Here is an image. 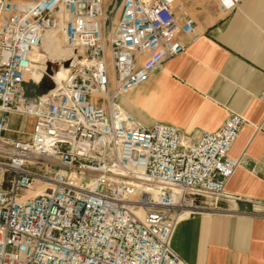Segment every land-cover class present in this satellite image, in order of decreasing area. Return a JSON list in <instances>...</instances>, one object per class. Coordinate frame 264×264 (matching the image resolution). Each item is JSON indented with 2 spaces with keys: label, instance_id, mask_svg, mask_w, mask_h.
I'll return each instance as SVG.
<instances>
[{
  "label": "built area",
  "instance_id": "1",
  "mask_svg": "<svg viewBox=\"0 0 264 264\" xmlns=\"http://www.w3.org/2000/svg\"><path fill=\"white\" fill-rule=\"evenodd\" d=\"M105 15L104 0H0V264H189L172 248L181 212H227L221 202L235 199L240 114L189 141L119 102L198 39L196 19L176 0H120L108 26ZM52 30L69 70L56 79L45 67L36 83L34 54ZM46 76L54 87L28 96ZM255 206L245 213L264 216Z\"/></svg>",
  "mask_w": 264,
  "mask_h": 264
},
{
  "label": "crops",
  "instance_id": "2",
  "mask_svg": "<svg viewBox=\"0 0 264 264\" xmlns=\"http://www.w3.org/2000/svg\"><path fill=\"white\" fill-rule=\"evenodd\" d=\"M199 27L197 40L119 102L142 124H173L189 141L231 113L244 118L229 152L240 159L226 184L235 199L221 202L227 212L183 216L172 248L189 264H264V216L245 213L264 203V0L217 9Z\"/></svg>",
  "mask_w": 264,
  "mask_h": 264
},
{
  "label": "rangeland",
  "instance_id": "3",
  "mask_svg": "<svg viewBox=\"0 0 264 264\" xmlns=\"http://www.w3.org/2000/svg\"><path fill=\"white\" fill-rule=\"evenodd\" d=\"M120 0H104V7L106 10V15H105V24L106 26L110 25L111 21L114 19L116 12H117V7L119 4ZM176 4L178 6V9L180 12H187L192 18L196 19L198 22V26L201 23L207 22L209 18H212L213 15L217 12V2L216 0H176ZM200 30V27H199ZM56 31V30H54ZM58 35L60 33L56 31ZM62 38V36L60 35ZM62 44L65 46L63 38H62ZM40 54L44 56L45 60H48V62L51 60L53 61L54 59H51L49 54L47 53L46 47L44 48L41 46L40 48ZM47 55V56H46ZM38 64V63H35ZM53 67L56 68L57 65L56 63H53ZM58 76L60 78L63 77L64 72L58 69ZM36 82V81H35ZM33 80H29L26 85H25V91L26 94L30 97H35L43 93L42 90V83L36 84ZM23 124L24 131H30L33 126V120L30 117L26 118H21L18 117L14 121V127H18L20 124ZM22 135V134H20ZM31 194H34V192H31Z\"/></svg>",
  "mask_w": 264,
  "mask_h": 264
},
{
  "label": "bare ground",
  "instance_id": "4",
  "mask_svg": "<svg viewBox=\"0 0 264 264\" xmlns=\"http://www.w3.org/2000/svg\"><path fill=\"white\" fill-rule=\"evenodd\" d=\"M41 46H43L44 48L46 47L47 53L49 54L51 59H54V60L53 61L50 60L49 62H48V60H45L44 56L40 54V51H41L40 49L34 54V59H35L36 63H38V64L34 65V71H33V78L35 79L36 82L40 81V79L42 77V70L45 67L48 70L52 71V69L54 68L52 62L57 63L58 61H60L64 58H68V57L72 56V51L69 48L64 47V45L62 44V38L54 30L48 31L45 33ZM58 69H60L61 71L64 72V75L62 77V78H64L66 76L68 70H69V67L67 64H61L60 66H58L54 70V72L52 73V75L55 76L56 79H60V77L58 76V73H57ZM193 211H194L193 209H189V208L184 209L181 212L180 219H182L183 216H185V215H187Z\"/></svg>",
  "mask_w": 264,
  "mask_h": 264
},
{
  "label": "water",
  "instance_id": "5",
  "mask_svg": "<svg viewBox=\"0 0 264 264\" xmlns=\"http://www.w3.org/2000/svg\"><path fill=\"white\" fill-rule=\"evenodd\" d=\"M47 73L51 74L52 71L47 69ZM53 87H54V83L48 78V76H46L42 82V90L45 91L46 89H51Z\"/></svg>",
  "mask_w": 264,
  "mask_h": 264
}]
</instances>
